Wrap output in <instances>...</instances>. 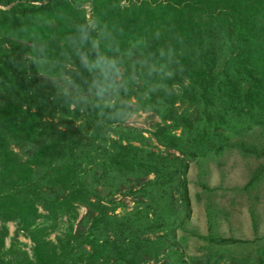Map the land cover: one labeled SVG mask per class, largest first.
Instances as JSON below:
<instances>
[{
    "label": "trees",
    "instance_id": "1",
    "mask_svg": "<svg viewBox=\"0 0 264 264\" xmlns=\"http://www.w3.org/2000/svg\"><path fill=\"white\" fill-rule=\"evenodd\" d=\"M136 111L159 118L150 137ZM261 135L264 0H0V264H187L190 163L254 158L253 187ZM9 221L30 256L2 250Z\"/></svg>",
    "mask_w": 264,
    "mask_h": 264
},
{
    "label": "rangeland",
    "instance_id": "2",
    "mask_svg": "<svg viewBox=\"0 0 264 264\" xmlns=\"http://www.w3.org/2000/svg\"><path fill=\"white\" fill-rule=\"evenodd\" d=\"M87 17H89V7ZM160 122L152 112L136 111L126 117L125 124L139 128L144 136ZM264 144V135L257 137ZM150 143L158 146L155 139ZM258 162L251 157H242L237 152H226L220 158H212L202 164L191 162L186 174L190 214L184 230L175 232V239L181 241L179 251L187 264H264V175L253 186L245 188ZM101 190V189H100ZM119 202L116 213L133 209L135 198L117 194ZM84 207L77 208V218L60 217L46 221V239L57 243L59 238L77 229L78 221L85 213ZM39 223H43L40 219ZM7 235L2 250L11 244L26 251L30 256L33 243L25 232L18 229L16 222L6 224ZM148 236V235H146ZM154 235H149L153 237ZM230 238L236 243L218 245L207 237ZM162 256L147 264H163Z\"/></svg>",
    "mask_w": 264,
    "mask_h": 264
}]
</instances>
